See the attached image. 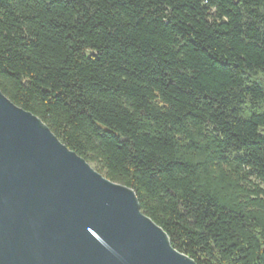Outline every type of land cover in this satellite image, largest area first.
Here are the masks:
<instances>
[{"label": "trees", "instance_id": "trees-1", "mask_svg": "<svg viewBox=\"0 0 264 264\" xmlns=\"http://www.w3.org/2000/svg\"><path fill=\"white\" fill-rule=\"evenodd\" d=\"M0 91L197 264H264V0H0Z\"/></svg>", "mask_w": 264, "mask_h": 264}, {"label": "water", "instance_id": "water-1", "mask_svg": "<svg viewBox=\"0 0 264 264\" xmlns=\"http://www.w3.org/2000/svg\"><path fill=\"white\" fill-rule=\"evenodd\" d=\"M0 264H197L130 187L0 91Z\"/></svg>", "mask_w": 264, "mask_h": 264}, {"label": "rangeland", "instance_id": "rangeland-1", "mask_svg": "<svg viewBox=\"0 0 264 264\" xmlns=\"http://www.w3.org/2000/svg\"><path fill=\"white\" fill-rule=\"evenodd\" d=\"M89 165H90L92 168H95V167H94V164H92V163H89Z\"/></svg>", "mask_w": 264, "mask_h": 264}]
</instances>
